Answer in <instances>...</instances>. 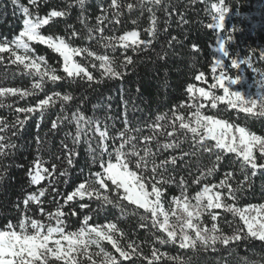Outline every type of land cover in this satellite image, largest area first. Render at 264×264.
Instances as JSON below:
<instances>
[{
  "label": "snow or ice",
  "instance_id": "snow-or-ice-1",
  "mask_svg": "<svg viewBox=\"0 0 264 264\" xmlns=\"http://www.w3.org/2000/svg\"><path fill=\"white\" fill-rule=\"evenodd\" d=\"M47 2V0H44ZM194 2V0H193ZM203 2V0H201ZM11 3L19 9L22 16V30L12 39H0V63L7 60L11 65H16L23 73L31 77L30 88L12 86H0V109H13L12 103L5 101L9 97L24 100L28 97L38 96L44 93V98L39 99L34 105L16 106L15 118L8 121L0 117V157L14 155L17 148L13 137L19 136L28 120L37 116L36 128L39 132L40 124L52 109L59 105L56 119L51 122V129L67 123L74 126V131L65 132V140L61 141L64 149L63 161L67 167L57 172V165L50 167L48 161L37 155L27 170L30 186H40L28 191L24 197L17 201L14 207L20 215L16 223L7 222L0 228V264H122L123 261H133L134 258L146 262V264H161L162 260L173 264H187L180 255H171L161 251L165 245H176L181 250H202L216 252L221 248L238 245L242 241H260L264 243V203L249 204L239 207L237 203L240 195L251 190L249 181L258 174L264 175V136L251 132L245 126H240L228 120L206 115L202 111L204 103H197L200 98L210 100L212 109H216L218 103H226L229 108L244 112L250 116L264 117V107L260 101H245L239 93L230 92L226 88V74L223 65L215 61L211 68L212 73L221 69L218 76L213 77L216 81L210 89L217 87L223 90V95H216L204 87H196L189 83L186 86L188 99L191 103L188 108L194 109L187 117L180 114L178 108L186 105L180 103L173 106L169 111L157 114L152 120L135 123L129 119L128 101L123 98V88L120 89L121 101L124 106L121 127H117L116 117L107 115L103 118L86 115L77 106L71 109L74 95L68 92L52 90L46 91V84L55 85L61 80L72 83H86L89 87L93 84H103L106 81L122 80L127 75V69L134 64V56L142 51L151 49L159 35L157 11L163 10L165 28L171 20V0H108L107 6L100 5V15L95 19L94 25L88 23L84 15L88 0H74L81 10L78 17L83 26L87 42H95L104 53H98L90 46H74L71 42L80 38V32L72 25L69 36L43 34L41 29L48 25L54 18L67 17L68 10H52L45 16L34 13L30 7L21 3V0H11ZM41 0H28V5L38 7ZM224 0L212 3L209 11L212 14V22L207 25L209 29H224V20L227 8L223 6ZM72 4L68 5L71 9ZM140 15L149 14V25L143 29L147 38H141L138 30L125 31L120 35H106L108 25L121 23V17L125 11L132 13L136 9ZM139 17L131 19L133 25H137ZM179 23H187L183 14L179 17ZM176 37L167 41L168 48L172 47ZM34 44L45 45L52 52L58 54L62 60V72L60 75L55 66H50L45 56L36 55ZM108 50L112 55L108 54ZM131 50L134 55H127ZM193 51H197L193 45ZM221 52L227 56L224 45H220ZM119 51L122 59L117 63L114 55ZM4 54H7L5 56ZM166 55V53H165ZM91 58L92 69H99V78L95 77L88 66L76 60V57ZM161 59L164 56L160 57ZM261 59H264L262 54ZM242 63L250 67L251 59ZM232 67L238 68L237 61H232ZM195 81H204L205 74L200 72L194 77ZM230 83H238L237 80L227 78ZM139 91V89H138ZM198 94V95H197ZM87 99V97H85ZM108 99H111L109 97ZM100 105H94V109ZM110 110L111 104L102 105ZM139 109L133 108L132 111ZM69 111L71 114L69 115ZM22 114V115H21ZM108 121H111L109 124ZM46 135V134H45ZM70 140V144L65 141ZM37 151L44 143L37 134L35 137ZM189 143L191 146L184 150L182 145ZM91 163L87 176L75 186L74 190L67 194L66 200L61 204L56 201L54 211L45 210L41 205L47 195H51L49 189L62 195L54 187L63 177V183H68L70 170L75 167V160L81 145ZM179 150V154L177 153ZM171 153L161 157L163 153ZM232 154L239 162L242 179L234 181L233 171H226L223 178L218 182H211L213 177L224 163L225 158ZM258 154V155H257ZM196 159V173L191 168V160ZM206 158V162H205ZM61 159V157H57ZM178 162L187 170L188 176L192 177L191 183L202 185L194 195H189L188 179L181 175L177 177L172 173L176 170ZM231 163V161H230ZM98 166V167H97ZM22 167V165H21ZM83 174L84 169L80 170ZM2 179V177H0ZM48 181L46 186L42 182ZM175 184L179 188V194L171 197L169 207H165L164 194L166 186ZM55 200V197H53ZM95 202L80 203V201ZM70 201H77L80 209H90L91 214L82 216V223L76 230H66L65 205ZM126 202V204H125ZM31 205L38 208L39 215L35 218ZM127 205L133 206L131 209ZM109 207L119 211L121 217L128 215L138 216V227L148 229L149 225L156 232L151 242L150 255H145L141 245L128 239L125 245L121 241L126 233L115 222L104 224L89 222L94 215L106 212ZM216 209H222L224 213L231 214L233 220L225 222L231 232H225L217 223L220 214ZM139 210H142L140 212ZM75 216L73 210L70 213ZM210 218L209 226L202 217ZM111 244L114 252L107 250L103 244ZM118 254V255H117ZM244 264H258L257 261H249L242 258Z\"/></svg>",
  "mask_w": 264,
  "mask_h": 264
},
{
  "label": "trees",
  "instance_id": "trees-1",
  "mask_svg": "<svg viewBox=\"0 0 264 264\" xmlns=\"http://www.w3.org/2000/svg\"><path fill=\"white\" fill-rule=\"evenodd\" d=\"M135 2V0H132ZM219 0H171L172 8L171 20L167 26V31H164L165 17L164 12L157 11L159 35L158 39L152 45L151 49L142 51L134 56V64L127 69V75L122 80L106 81L103 84H93L91 87L88 84L72 83L71 81L61 80L55 85L51 83L46 84V91L52 90L68 92L74 95V100L71 102V109L75 110L80 106L81 110L86 115H93V112L101 118L112 115L116 117L117 127H121L122 113L124 106L121 101L120 89L123 88V98L128 101V115L129 119L135 123L137 119L152 120L157 114L169 111L173 106H178L184 103V108H178L180 114L186 117L194 111L188 108L187 104L191 103L188 99L186 86L189 83L196 87L209 88L215 81L213 79L214 73L211 72L215 60V47L217 45V32L214 29H209L207 25L212 22V14L209 9L212 3H218ZM25 6L30 7L34 13L41 16L47 15L52 10H68L67 17L54 18L48 25L44 26L41 31L43 34H53L60 36H69L72 31L69 25H72L80 32V38H75L71 42L74 46H90L98 53H104L105 50L93 42H87L83 39L85 32L83 26L80 24L78 17L81 10L75 5L74 0H41L38 7L28 5V0H21ZM107 6L108 0H88L85 6L84 15L88 18V23L94 25L96 17L100 15V5ZM72 4L71 9L68 5ZM224 7L227 8L228 18L225 24V29L222 32L226 40L229 56L226 63L229 64L232 60L244 61L251 59L250 67L248 64L241 63L242 69L246 78L253 81V78H260L264 88V59H261L264 54V0H224ZM183 14L187 23H179V17ZM149 14L145 12L143 16L140 15V10L137 8L132 13L127 11L121 17V23L108 25L105 29L106 35H120L125 31L138 30L141 32V38H147L143 29L150 23L148 19ZM139 17L137 25L131 23V19ZM22 30V16L19 9L16 8L11 0H0V39H12L18 32ZM173 36L176 41L173 42L172 47L168 48L167 41ZM195 45L197 51H193ZM36 55L45 56L50 66H55L60 75H65L62 72V60L58 54L52 52L45 45L34 44ZM166 53V55H165ZM108 54L112 55L110 50ZM127 55H134L129 50ZM7 56V54H4ZM117 58V63L122 59L119 51L114 54ZM164 56L163 59L160 57ZM78 62L88 66L89 71L99 78L100 70L92 69L91 58L76 57ZM98 64V62H95ZM200 72L205 74L204 81H195L194 77ZM31 77L23 73V70L16 65H11L7 60L0 63V86H12L20 88H30L32 83ZM139 89V91H138ZM87 97V99H85ZM111 97V99H108ZM262 97H264V92ZM261 97V98H262ZM44 98V93L38 96L28 97L24 100L9 97L5 102L12 103L13 109H0V117L12 121L15 118L14 108L16 106H25L35 104L39 99ZM197 103H204L205 108L202 109L204 114L213 115L216 118L228 120L240 126H245L251 132L264 136V117L250 116L244 112L229 108L226 103H218L216 109H212L210 101L199 99ZM111 104V109L108 110L102 105ZM94 105H100L94 109ZM139 109L133 112L132 109ZM59 112V105L46 114L44 121L40 124L39 132L37 133L36 122L37 116H33L28 120L24 129L19 136L13 137L17 148L13 150L14 155L7 157H0V228L7 222L16 223L20 215L19 211L14 207L18 200L22 199L28 191L40 186H30L27 170L32 164V161L37 155L48 161L47 166L52 164L57 165V172L67 167L66 162L63 161L64 149L61 141L65 140V132L74 131V126L64 125L57 129H51V122L56 119ZM71 111H69V115ZM22 115V114H21ZM110 124L111 121H108ZM39 135L43 144L39 146L40 151H37V144L35 142L36 135ZM46 134V135H45ZM70 144V140L65 141ZM190 144L182 145L184 150L190 148ZM86 146L83 144L78 149L79 154L74 157L75 167L70 170L68 183L64 184L63 177L59 178V182L54 187L62 195L57 196L55 191L49 189L51 195L42 198L45 202L41 205L46 211L52 210L58 206L56 201L61 204L66 200L67 194H70L75 186L81 182L88 174L91 167L88 154L85 150ZM171 153H163L161 157L168 156ZM179 154V150L177 153ZM258 155V154H257ZM61 159H57V157ZM196 159L191 160V168L194 174L196 173ZM231 161V163H230ZM206 162V158H205ZM182 162H178L176 170L172 173L177 177L184 175L189 182V195H194L202 185H195L191 183L192 177L188 176L187 170L181 167ZM22 165V167H21ZM98 167V166H97ZM81 169H84L83 174ZM226 171H233L234 181L241 180L242 174L239 169V162L235 160L232 154L225 158L219 171L210 178L211 182H218L223 178ZM249 183L252 185L251 190L246 191L240 195L237 206L246 207L249 204L264 203V175L258 174L251 178ZM48 181L42 182L46 186ZM179 194V188L173 184L166 186L164 194L165 207H169V201L172 196ZM55 197V200L53 199ZM80 203H91V207L95 208V202L87 200L80 201ZM126 204V202H125ZM129 209L133 206L127 205ZM32 212L30 213L35 218H41L38 208L31 205ZM75 211L77 215H71V211ZM63 211L67 214L65 219L68 225L66 230H76L82 223V216L89 213L90 209H80L77 206V201H70L64 206ZM142 212V210H139ZM220 217L217 221L218 225L225 231L231 232L228 224L225 222L233 220L231 214L224 213L222 209H216ZM202 219L209 226L211 225L210 218L207 216ZM106 222H115L118 227L126 233V237L121 241L122 245L127 243L128 239L136 241L141 245V249L145 255H150L151 243H144L145 240L151 242L153 240L151 232H156L149 225L148 229H141L138 227V216L128 215L121 217L117 209L109 207L106 212L99 215H94L90 224ZM156 235H163L156 232ZM103 246L114 252L111 244L104 242ZM161 251L168 252L175 256L180 255L187 264H244L243 257H247L249 261H257L258 264H264V243L260 241H242L238 245H232L228 248H221L219 245L218 251H202V250H181L176 245H165L163 247L156 245ZM118 255V254H117ZM52 264L58 262L52 261ZM87 264V261L84 262ZM122 264H146L136 258L133 261H123ZM161 264H173L166 260H162Z\"/></svg>",
  "mask_w": 264,
  "mask_h": 264
},
{
  "label": "rangeland",
  "instance_id": "rangeland-1",
  "mask_svg": "<svg viewBox=\"0 0 264 264\" xmlns=\"http://www.w3.org/2000/svg\"><path fill=\"white\" fill-rule=\"evenodd\" d=\"M228 13L226 12L225 15V20H224V29H225V24L228 18ZM216 30L218 38H217V45L214 49L215 51V61H220L223 65V72L226 74V82H225V87L228 88L230 90V92L233 93H239L243 100L245 101H260L263 92H264V88L261 82L260 78H253V81L250 82V80L248 78H246L244 71L242 69V65H241V61L239 60H235L237 61V63L239 64L238 68H233L232 67V61L227 64V58L229 56V51L227 49V45H226V40L224 39V36L222 35L223 30ZM223 44L224 45V50L225 52H227V56L224 55V52H221L220 49V45ZM221 69H217V72L214 74L215 76H218L220 74ZM230 77L231 79H235L238 81V83H230L227 81V78ZM215 81V80H214ZM216 82V81H215ZM214 82V83H215ZM205 90H210L211 92H213L216 95H223V90L219 87H217L216 89H210L209 88H205ZM198 95V94H197ZM202 100H205L203 98H200ZM210 101V100H207Z\"/></svg>",
  "mask_w": 264,
  "mask_h": 264
},
{
  "label": "clouds",
  "instance_id": "clouds-1",
  "mask_svg": "<svg viewBox=\"0 0 264 264\" xmlns=\"http://www.w3.org/2000/svg\"><path fill=\"white\" fill-rule=\"evenodd\" d=\"M261 106L264 107V101L261 102Z\"/></svg>",
  "mask_w": 264,
  "mask_h": 264
}]
</instances>
